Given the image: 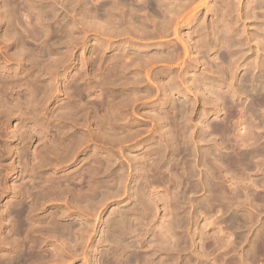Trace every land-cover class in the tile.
Instances as JSON below:
<instances>
[{"label": "rangeland", "instance_id": "rangeland-1", "mask_svg": "<svg viewBox=\"0 0 264 264\" xmlns=\"http://www.w3.org/2000/svg\"><path fill=\"white\" fill-rule=\"evenodd\" d=\"M263 77L264 0H0V264H264Z\"/></svg>", "mask_w": 264, "mask_h": 264}, {"label": "bare ground", "instance_id": "bare-ground-1", "mask_svg": "<svg viewBox=\"0 0 264 264\" xmlns=\"http://www.w3.org/2000/svg\"><path fill=\"white\" fill-rule=\"evenodd\" d=\"M206 1V0H205ZM54 2V1H53ZM263 3V2H262ZM98 4V3H97ZM172 5V4H171ZM199 5V4H198ZM95 6V5H94ZM257 6V5H256ZM58 7V6H57ZM21 8V7H20ZM13 9V8H12ZM100 9V8H99ZM47 10V9H46ZM26 11V10H25ZM24 11V12H25ZM228 11V10H227ZM88 13V12H87ZM221 13V12H220ZM225 14V13H224ZM28 15V14H27ZM183 16V15H182ZM253 16V15H252ZM5 17V16H4ZM185 18V17H184ZM13 19V18H12ZM49 19V18H48ZM140 19V18H139ZM150 19V18H149ZM153 19V18H152ZM27 22V21H26ZM83 22V21H82ZM103 23V22H102ZM80 24V23H79ZM215 24V23H214ZM21 25V24H20ZM22 27V26H21ZM53 29V28H52ZM128 29V28H127ZM122 30V29H121ZM142 30V29H141ZM124 32V31H123ZM137 32V31H136ZM106 33V32H105ZM6 35H8V34H6ZM185 35V34H184ZM36 36V35H35ZM54 36V35H53ZM164 36V35H163ZM55 38V37H54ZM216 38V37H215ZM24 39V38H23ZM176 39V38H175ZM183 40V39H182ZM21 41L23 42L24 40H22L21 39ZM58 41V40H57ZM25 42H26V40H25ZM17 44V43H16ZM32 45V44H31ZM230 45V44H229ZM212 47V46H211ZM117 51V50H116ZM36 52V51H35ZM199 52V51H198ZM228 52V51H227ZM226 53V52H225ZM222 54H224V53H222ZM228 54V53H227ZM231 55V54H230ZM121 56V55H120ZM32 57V56H31ZM193 58V57H192ZM209 58V57H208ZM207 58V59H208ZM129 59V58H128ZM40 60V59H39ZM119 60V59H118ZM123 60V59H122ZM159 60V59H158ZM141 61V60H140ZM222 61V60H221ZM224 61V60H223ZM132 62V61H131ZM223 63V62H222ZM118 65V64H117ZM95 71V70H94ZM117 71V70H116ZM158 75V74H157ZM146 76V75H145ZM147 77V76H146ZM264 78V77H263ZM131 81V80H130ZM132 82V81H131ZM263 87V86H262ZM239 89V88H238ZM196 92V91H195ZM41 93V92H40ZM70 93V92H69ZM39 94V93H38ZM114 95V94H113ZM209 95V94H208ZM224 96V95H223ZM73 97H74V95H73ZM80 97V96H79ZM91 97V96H90ZM150 97V96H149ZM99 98V97H98ZM79 99V98H78ZM113 99V98H112ZM134 99V98H133ZM218 99V98H217ZM216 99V100H217ZM215 100V99H214ZM110 101V100H109ZM220 101V100H219ZM221 101H222V99H221ZM176 106V105H175ZM90 110V109H89ZM182 110V109H181ZM178 111V110H177ZM232 111V110H231ZM156 116V115H155ZM259 118V117H258ZM90 119V118H89ZM168 121V120H167ZM80 124V123H79ZM174 124V123H173ZM252 124V123H251ZM80 126V125H79ZM107 127V126H106ZM219 129V128H218ZM182 132V131H181ZM252 135H253V133H252ZM254 138V137H253ZM254 140V139H253ZM184 141V140H183ZM175 142V141H174ZM235 142V141H234ZM54 147H56V146H54ZM58 149V148H57ZM259 152V151H258ZM263 152V151H262ZM256 156V155H255ZM241 158V157H240ZM98 160V159H97ZM215 161V160H214ZM232 165V164H231ZM251 165V164H250ZM166 174V173H165ZM83 175V174H82ZM74 178V177H73ZM153 180V179H152ZM206 182V181H205ZM218 192V191H217ZM87 197V196H86ZM23 214V213H22ZM21 217V216H20ZM125 223V222H124ZM13 239V238H12ZM258 245V244H257ZM259 251V250H258ZM258 253V252H257ZM264 255V254H263ZM6 262V261H5ZM5 264V263H4Z\"/></svg>", "mask_w": 264, "mask_h": 264}]
</instances>
